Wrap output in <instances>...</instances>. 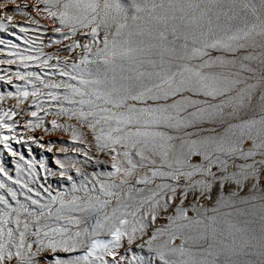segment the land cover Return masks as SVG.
Returning a JSON list of instances; mask_svg holds the SVG:
<instances>
[{"label":"snow or ice","instance_id":"6c2138e0","mask_svg":"<svg viewBox=\"0 0 264 264\" xmlns=\"http://www.w3.org/2000/svg\"><path fill=\"white\" fill-rule=\"evenodd\" d=\"M0 33V264H264V0H0Z\"/></svg>","mask_w":264,"mask_h":264},{"label":"rangeland","instance_id":"374dc122","mask_svg":"<svg viewBox=\"0 0 264 264\" xmlns=\"http://www.w3.org/2000/svg\"><path fill=\"white\" fill-rule=\"evenodd\" d=\"M27 2L26 0H17L18 4H23ZM28 3V2H27ZM11 14V13H10ZM25 21V17L21 16V15H16L15 16V20L14 22L16 23H20ZM41 23L45 24V23H50L48 21H45L43 18H41ZM0 38H5V39H14L12 37H9L6 33H0ZM3 47V46H0ZM2 67H6V66H0V68ZM15 66H13V70H14ZM7 91H14L13 88H11V86H4L3 82H0V92H7ZM15 103V101L13 100H5L4 101V107H7L10 104ZM47 119H51L50 117ZM50 127V125H49ZM18 132L23 131V129L18 128L17 129ZM35 136L40 137L43 136L44 140L42 141L43 143H45V145L47 146L48 142H54L55 146L53 148V152L49 153L46 151V148H40L35 144L30 145L32 148V152L31 154L28 153L27 150V146H21V145H15L14 147L19 149L24 155L26 159H31L33 157H35V159L37 161H44V163L52 168V170H57L58 166L55 165L54 160L59 157V158H63V154H60L56 151V149H58L61 146V141H67V135H62L59 132H53L50 135H46L43 131V129H37L36 132L34 133ZM14 143V142H13ZM70 143V141H69ZM0 159H2L5 164L6 167H8L9 169L12 170V174L14 175V164H12L11 162V157L7 155L6 152L2 151V146H0ZM41 173H43V170H40ZM51 182L53 183V185H58L60 183H62L61 181H58L55 178H50ZM241 207H245V206H241ZM233 222L238 223L240 227H247L249 229H255L256 230V235H259V229H260V220H259V214H257L256 216H252V215H239V216H234L233 218ZM245 221H251V223L245 224ZM143 254H147L146 250ZM248 259H252L255 260L256 257L252 256V257H248Z\"/></svg>","mask_w":264,"mask_h":264},{"label":"bare ground","instance_id":"6f19581e","mask_svg":"<svg viewBox=\"0 0 264 264\" xmlns=\"http://www.w3.org/2000/svg\"><path fill=\"white\" fill-rule=\"evenodd\" d=\"M29 4H31L33 2V0H26Z\"/></svg>","mask_w":264,"mask_h":264}]
</instances>
